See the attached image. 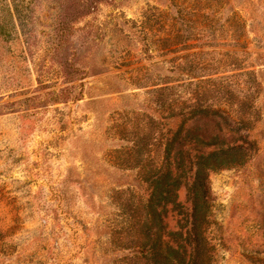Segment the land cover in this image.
<instances>
[{"label":"rangeland","instance_id":"rangeland-1","mask_svg":"<svg viewBox=\"0 0 264 264\" xmlns=\"http://www.w3.org/2000/svg\"><path fill=\"white\" fill-rule=\"evenodd\" d=\"M193 106L226 119L191 134L237 144L206 182L211 264H264V0H0V264H170L150 174Z\"/></svg>","mask_w":264,"mask_h":264},{"label":"trees","instance_id":"trees-1","mask_svg":"<svg viewBox=\"0 0 264 264\" xmlns=\"http://www.w3.org/2000/svg\"><path fill=\"white\" fill-rule=\"evenodd\" d=\"M222 114L215 109L191 107L166 139V170L159 169L150 174V221L155 222L158 232H154V240L150 241L147 252L154 263L159 262L161 254L170 264L212 262L213 246L206 230L210 211V192L206 182L209 171L226 164L236 151L230 146L237 144L235 141L232 145L225 143L223 127L216 126L207 136L191 134V131L194 122L207 116L226 119ZM191 153H195L194 160L188 157ZM177 168L190 173L185 183L188 206L178 199V180H170ZM175 215L178 222L173 226L169 218L173 219Z\"/></svg>","mask_w":264,"mask_h":264}]
</instances>
